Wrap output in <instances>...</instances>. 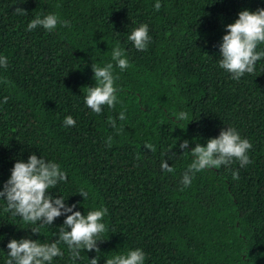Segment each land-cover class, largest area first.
<instances>
[{
	"label": "trees",
	"instance_id": "trees-1",
	"mask_svg": "<svg viewBox=\"0 0 264 264\" xmlns=\"http://www.w3.org/2000/svg\"><path fill=\"white\" fill-rule=\"evenodd\" d=\"M0 264H264V0H0Z\"/></svg>",
	"mask_w": 264,
	"mask_h": 264
}]
</instances>
